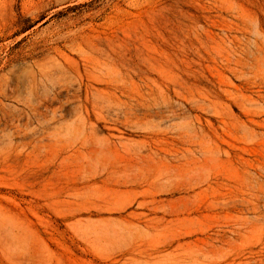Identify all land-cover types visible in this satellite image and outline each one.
<instances>
[{
    "label": "rangeland",
    "instance_id": "1",
    "mask_svg": "<svg viewBox=\"0 0 264 264\" xmlns=\"http://www.w3.org/2000/svg\"><path fill=\"white\" fill-rule=\"evenodd\" d=\"M0 264H264V0H0Z\"/></svg>",
    "mask_w": 264,
    "mask_h": 264
}]
</instances>
